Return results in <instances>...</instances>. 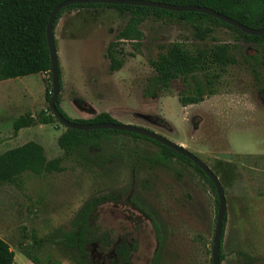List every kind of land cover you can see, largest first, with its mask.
<instances>
[{"label":"rangeland","instance_id":"rangeland-1","mask_svg":"<svg viewBox=\"0 0 264 264\" xmlns=\"http://www.w3.org/2000/svg\"><path fill=\"white\" fill-rule=\"evenodd\" d=\"M128 19L127 13L114 9L66 12L59 19L57 46L67 38L58 55L62 88V63L67 59V82L88 95L82 105L70 109L71 114L65 113L78 119L113 104L117 122L148 128L202 158L220 178L227 199L222 264H244L245 254L253 258L252 264H264V42L259 47L250 45L224 27L202 41L185 22L150 17L141 25L145 34L141 52L124 42L125 63L118 82L101 89L97 84L104 73L98 55L104 47L88 39L95 38L101 26L113 30L115 21L118 32ZM174 41L191 50L224 42L232 45L236 62L227 67L216 94L182 106L178 97L183 85L177 80L169 93L144 97L147 78L153 73L149 59ZM35 88L40 94V86ZM53 125L55 131L44 147L49 158L63 157L65 170L40 176L25 172L19 184L0 186V237L14 252H19L21 242L30 245L34 233L42 237L71 230L75 214L88 198L113 193L115 198L96 210L101 226L115 237L138 242L129 264H151L156 248L151 222L129 201L139 190L159 211L168 230L160 264H212L216 197L191 167L182 166L178 180L167 170L143 166L141 157L157 152L158 147L125 134L106 140L99 157L94 147L64 154L58 137L65 127L58 122ZM16 136L12 129L0 135V153L23 141ZM38 254L44 264H75L72 252L55 243H46ZM113 257L111 250L94 246L89 262L113 264Z\"/></svg>","mask_w":264,"mask_h":264},{"label":"trees","instance_id":"trees-1","mask_svg":"<svg viewBox=\"0 0 264 264\" xmlns=\"http://www.w3.org/2000/svg\"><path fill=\"white\" fill-rule=\"evenodd\" d=\"M65 0H0V80L21 77L29 74H45V99L49 103L52 97L51 60L47 43L46 26L53 8ZM179 5H200L212 8L222 14L243 23L249 27L264 28V0H152ZM84 9H114L127 13L129 19L117 33L116 38L108 45L106 56L110 60L111 71L121 69L125 63L124 42H130L133 50L141 52L144 32L142 23L150 17L166 19L173 22H185L194 29L195 37L205 41L218 28H227L243 39L246 43L259 47L263 45L264 35H251L237 27L203 12H178L168 9L130 5V4H71L59 11L54 22V29L59 19L66 12ZM57 46V42H56ZM58 47V46H57ZM158 56L149 59L153 73L147 78L143 95L146 98L160 97L170 92L172 84L180 80L183 88L178 100L182 106L201 102L206 96L218 92V85L227 67L236 62L230 43H217L211 47L189 49L180 41H174L162 46ZM264 49V47H263ZM60 91L62 90V75L60 61ZM61 94L56 101L59 112L69 120L80 123L117 122L107 112H101L92 119H72L61 107ZM58 119L50 107L35 113L20 115L13 122L14 134L25 127L38 124H54ZM125 134L133 139H143L155 144L158 151L141 157L140 164L148 168H161L173 173L178 180L183 175L181 167H191L210 186L215 194L216 211L218 215L219 197L216 186L209 176L191 159L176 152L170 147L147 136L115 129L79 130L65 128L58 137V145L64 154L95 148L96 156L101 154L103 143L111 137ZM65 170L63 157L49 158L44 146L34 140L7 149L0 153V186L3 184L17 185L25 172L36 175L59 173ZM113 193L94 195L88 198L75 214L73 228L69 231L57 230L51 235L38 236L33 234L30 245L20 243L24 254L34 264H44L38 252L46 243L60 245L73 254L75 264H90L89 257L94 246L99 251L111 250L114 254L113 264H129L132 255L138 248L136 240H127L123 236L115 237L112 230L103 228L96 214L97 208L104 202L113 200ZM129 201L151 222L156 239L151 264H160L166 247L168 230L159 211L153 203L139 190H136ZM227 214H225L220 260L225 259L223 250L224 231ZM217 221V216H216ZM216 226V225H215ZM215 232V229H214ZM212 253V250L210 251ZM15 252L9 243L0 237V264H13ZM244 264H252L253 258L243 255ZM212 262V259H211ZM48 264H65L61 261H51Z\"/></svg>","mask_w":264,"mask_h":264},{"label":"crops","instance_id":"crops-1","mask_svg":"<svg viewBox=\"0 0 264 264\" xmlns=\"http://www.w3.org/2000/svg\"><path fill=\"white\" fill-rule=\"evenodd\" d=\"M96 20L97 18L94 19V21ZM116 32H117V27L115 21L113 25V30H111V26L108 27L101 26L99 27V31L96 34V37L93 39H88L93 42H98L101 44L102 48L104 47V49H102V51L98 55L100 56L99 61L102 64V71L104 73V77L101 79V81H98L97 84L99 88H101L102 86L104 90L106 89V87L107 88H109L110 86L114 87V85L117 84L118 78L121 74V70L123 69L122 68L118 71L110 72L109 70L110 60L106 56L108 45L111 41L114 40L113 37L117 35ZM66 40L67 38L63 42V45L60 48L58 47L57 49L58 55L59 52L63 51L64 49L63 46L66 44ZM80 41H85V39H80ZM61 62L62 60H60V63ZM66 62L68 63L67 59L65 62L63 61L62 63L64 67L65 76L63 82V88L62 91L60 92L62 97L61 107L66 113L71 114L70 109L72 107L82 105V103L86 101V99H88V95L82 94L78 86H73L69 82H67L68 66ZM44 77L45 75L43 73H35V74H29L16 78L0 80V112L2 113V117H0V120L2 118V122H0V135H6L8 134V131H10L11 129L13 130V122L20 115L25 113H31L35 115V113L38 112L39 110L46 109L48 107L45 99ZM37 85L40 86V94L35 93V89H36L35 87H37ZM109 107H106L104 111L99 110L93 114H89V115L84 114L80 116L78 119H86V120L92 119L101 112H107L112 117H114L112 113L113 108H111L113 107V104L112 106L109 105ZM54 131L55 129L53 124H38V125L22 128L16 134L17 136L15 139L23 140L19 145L28 142L30 140H34L45 146L46 142H48L47 141L48 136ZM13 264H34V263L24 254L23 249L19 248V252H15V258Z\"/></svg>","mask_w":264,"mask_h":264},{"label":"water","instance_id":"water-1","mask_svg":"<svg viewBox=\"0 0 264 264\" xmlns=\"http://www.w3.org/2000/svg\"><path fill=\"white\" fill-rule=\"evenodd\" d=\"M91 3H102V4H130V5H142V6H150V7H157L168 9L171 11H178V12H203L208 13L225 21L238 29L242 30L243 32L251 35H264V28L256 29L249 27L239 21L229 17L228 15L222 14L212 8L200 5H179V4H172L166 3L161 1H152V0H65L59 4H57L53 10L51 11L47 26H46V36H47V43L50 52V60H51V78H52V97L49 102V107L53 112V115L58 119L59 123H61L65 128H74L79 130H92V129H115L121 131H128V132H135L144 136H147L151 139H154L163 145L170 147L171 149L175 150L176 152L188 157L191 159L195 164H197L212 180L214 185L216 186L218 197H219V208H218V215L217 221L215 226V232L212 242V264H222L220 260V246H221V237H222V230L224 224L225 214L227 212V199L225 195V190L220 181L218 175L210 168V166L198 155L180 145L167 137L152 131L148 128L137 126L130 123H119V122H96V123H80L77 121H72L64 117L58 110L56 106V101L60 94V70H59V63H58V52L56 46V37H55V29H54V22L56 19L57 14L61 9L64 7L71 5V4H91Z\"/></svg>","mask_w":264,"mask_h":264}]
</instances>
